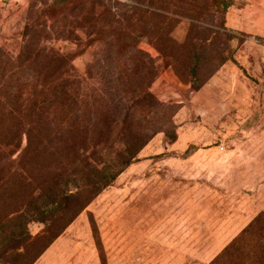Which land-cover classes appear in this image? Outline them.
<instances>
[{"label":"rangeland","instance_id":"rangeland-1","mask_svg":"<svg viewBox=\"0 0 264 264\" xmlns=\"http://www.w3.org/2000/svg\"><path fill=\"white\" fill-rule=\"evenodd\" d=\"M97 1L0 0V47L16 54L31 35L64 53L72 90L94 100L105 47L90 29ZM123 1L127 31L160 68L150 89L164 105L148 107L141 128L159 131L58 237L32 221L30 240L0 246V260L259 264L249 256L264 251V225L250 227L264 214V0ZM113 134L110 155L121 148Z\"/></svg>","mask_w":264,"mask_h":264},{"label":"trees","instance_id":"trees-1","mask_svg":"<svg viewBox=\"0 0 264 264\" xmlns=\"http://www.w3.org/2000/svg\"><path fill=\"white\" fill-rule=\"evenodd\" d=\"M128 17L123 0L94 5L90 29L105 45L94 100L72 90V58L64 53L42 48L31 35L16 54L0 47V246L17 241L19 250L32 221L44 223L53 241L159 131L141 128L144 111L164 105L150 89L160 68L127 31ZM116 128L121 148L110 155L105 145ZM263 225L260 214L250 227ZM263 256L249 258L263 264Z\"/></svg>","mask_w":264,"mask_h":264}]
</instances>
